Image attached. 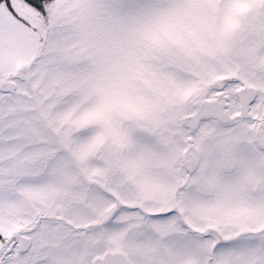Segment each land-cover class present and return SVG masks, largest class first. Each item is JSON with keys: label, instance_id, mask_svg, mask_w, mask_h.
<instances>
[{"label": "snow or ice", "instance_id": "snow-or-ice-1", "mask_svg": "<svg viewBox=\"0 0 264 264\" xmlns=\"http://www.w3.org/2000/svg\"><path fill=\"white\" fill-rule=\"evenodd\" d=\"M0 264H264V0H0Z\"/></svg>", "mask_w": 264, "mask_h": 264}]
</instances>
